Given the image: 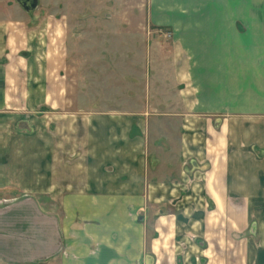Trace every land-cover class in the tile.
<instances>
[{"label":"crops","instance_id":"crops-1","mask_svg":"<svg viewBox=\"0 0 264 264\" xmlns=\"http://www.w3.org/2000/svg\"><path fill=\"white\" fill-rule=\"evenodd\" d=\"M63 2L0 0V264H264V0H149L81 106Z\"/></svg>","mask_w":264,"mask_h":264},{"label":"rangeland","instance_id":"rangeland-1","mask_svg":"<svg viewBox=\"0 0 264 264\" xmlns=\"http://www.w3.org/2000/svg\"><path fill=\"white\" fill-rule=\"evenodd\" d=\"M148 3L149 0H68V4L63 2L62 10L64 12L61 15H67L68 18L70 17V20L66 18V21L68 22L67 28L66 26H63V28L68 30L72 35L74 33L81 35L77 40L78 46L80 45L83 47V51L79 54L81 63H83L85 60L84 48L88 43L90 47L93 45L94 55L97 54L95 55L96 59L97 56L100 58V55H102V57L98 59L97 62L99 65L101 64L99 66L100 68L112 65L111 68H118L117 72H119V68L123 67L126 71L127 80L132 81L131 79L133 78L130 75H133V70L135 67V57L133 50L135 47V37L133 34H136L139 31L146 32L145 25H147ZM38 7H42L40 0ZM37 8V11L39 10V12H42V16L46 15L45 11H43L44 9ZM58 43L59 42L57 41V46ZM39 47L42 53L48 49L45 39L40 41ZM69 49L70 42L68 41L67 44L63 45L61 50L62 56L59 55L57 50V96L67 98L70 96H75L78 98L77 106H81L84 104L85 97L88 96L86 93V90L88 89H85V85L86 76H92L90 71L92 72L95 70L98 72V80L93 81L96 85L95 87L101 85V83L104 84L102 82L104 81V78L102 77V73L99 72L100 68L97 67L98 65L90 63L88 68L85 69L86 65L84 66L85 63H83L84 67L81 73H78L77 76L73 74V78L78 80L79 86L78 91L75 92V89L72 88L74 82L70 79L71 58L69 57V54L71 53ZM125 49L129 50L126 51L128 55L123 59V50ZM91 52L92 50H90V53ZM95 61L96 60H94L93 63ZM93 65H95L97 68H94ZM115 66L116 68H114ZM103 68L101 69L103 70ZM87 71H89L88 74ZM110 75L112 76H107V79H109L110 83L114 84V82H120V79L118 80L114 78L116 74L113 75L110 73ZM118 75H121V73ZM43 80L44 79L40 77V81L38 83L41 81L43 82ZM30 83L33 82L30 81ZM88 85L91 86L89 89L90 91H96V93L97 91H99V93L102 92V89H92V81H89ZM60 86L61 95L58 93ZM95 95L96 94L92 96ZM4 122V120L1 121L2 128H9L12 125V122L9 123L7 121L5 122L6 126H4ZM0 206H4L2 201L0 202Z\"/></svg>","mask_w":264,"mask_h":264},{"label":"water","instance_id":"water-1","mask_svg":"<svg viewBox=\"0 0 264 264\" xmlns=\"http://www.w3.org/2000/svg\"><path fill=\"white\" fill-rule=\"evenodd\" d=\"M27 12H33L39 5V0H16Z\"/></svg>","mask_w":264,"mask_h":264}]
</instances>
